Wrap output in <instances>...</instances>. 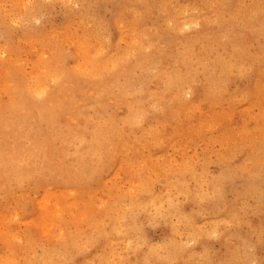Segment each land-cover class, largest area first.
I'll return each mask as SVG.
<instances>
[{
    "label": "rangeland",
    "instance_id": "374dc122",
    "mask_svg": "<svg viewBox=\"0 0 264 264\" xmlns=\"http://www.w3.org/2000/svg\"><path fill=\"white\" fill-rule=\"evenodd\" d=\"M0 115V264H264V0H0Z\"/></svg>",
    "mask_w": 264,
    "mask_h": 264
},
{
    "label": "bare ground",
    "instance_id": "6f19581e",
    "mask_svg": "<svg viewBox=\"0 0 264 264\" xmlns=\"http://www.w3.org/2000/svg\"><path fill=\"white\" fill-rule=\"evenodd\" d=\"M143 13H144V12H143ZM180 18H181V17H180ZM183 18H184V17H183ZM184 21H185V20H184ZM188 21H189V20H188ZM251 28H252V27H251ZM201 31H202V30H201ZM185 33H186V32H185ZM198 33H199V32H198ZM216 37H217V36H216ZM150 39H151V38H150ZM153 39H154V37H153ZM43 41H44V40H43ZM251 43H252V42H251ZM195 44H196V43H195ZM135 47H136V46H135ZM219 49H220V48H219ZM76 51H77V50H76ZM194 51H195V50H194ZM78 52H79V51H78ZM196 53H197V52H196ZM201 53H202V52H201ZM199 54H200V53H199ZM210 54H212V52H211ZM82 56H83V54H82ZM223 56H224V55H223ZM195 57H196V56H195ZM59 59H60V58H59ZM77 61H78V60H77ZM119 65H120V64H119ZM119 65H118V66H119ZM122 65H123V64H122ZM168 65H169V64H168ZM118 66H117V67H118ZM146 66H147V65H146ZM219 66H220V65H219ZM180 67H181V66H180ZM221 68H222V67H221ZM76 70H77V69H76ZM162 70H163V69H162ZM58 71H59V69H58ZM180 71H181V70H180ZM122 72H123V69H122ZM141 72H142V71H141ZM169 72H170V71H169ZM53 73H54V72H53ZM73 73H74V72H73ZM128 74H129V73H128ZM39 75H40V74H39ZM240 75H241V74H240ZM161 76H162V75H161ZM180 76H181V75H180ZM188 76H189V75H188ZM188 76H187V77H188ZM190 76L192 77V75H190ZM190 76H189V77H190ZM72 77H73V76H72ZM174 77H175V76H174ZM232 77H233V76H232ZM234 77H235V76H234ZM248 77H249V76H248ZM34 78H35V77H34ZM171 78H172V76H171ZM40 79H41V78H40ZM53 79H54V78H53ZM63 79H64V78H63ZM74 79H75V78H74ZM248 79H249V78H248ZM41 80H42V79H41ZM84 80H85V79H84ZM176 80H177V78H176ZM188 80H189V79H188ZM191 80H192V79H191ZM191 80H190V81H191ZM200 80H201V79H200ZM229 80H230V79H229ZM14 81H15V80H14ZM38 81H39V80H38ZM38 81L36 82V80H35V81L31 82V83H35V82H36V83L34 84V87H31V85L27 84V85H25V86H26L25 88L27 89V91L29 92V94H30L32 97H35V96L38 95V96H41V97H42V98H40L41 100H44V95H46V94H45V92H46V88H44L43 85H41V84L39 83L40 81H39V82H38ZM65 81H66V80H65ZM74 81H75V80H74ZM172 81H173V80H172ZM177 81H178V80H177ZM182 81H183V79H182ZM193 81H194V80H193ZM203 81H204V80H203ZM232 81H233V80H232ZM249 81H250V80H249ZM58 82H59V81H58ZM58 82H57V83H58ZM126 82H127V80H126ZM168 82H169V81H168ZM230 82H231V81H230ZM243 82H244V81H243ZM145 83H146V82H145ZM189 83H190V82H189ZM200 83H201V82H200ZM123 84H124V83H123ZM161 84H162V83H161ZM58 85H59V84H58ZM111 85H112V84H111ZM172 85H173V84H172ZM65 86H66V85H65ZM167 86H168V85H167ZM193 86H194V85H193ZM207 86H208V85H207ZM66 87H67V86H66ZM68 87H69V86H68ZM72 87H73V86H72ZM168 87H169V86H168ZM205 87H206V86H205ZM208 87H209V86H208ZM30 88H31V89H30ZM64 88H65V87H64ZM170 88H171V85H170ZM124 89H125V88H124ZM165 89H167V88H165ZM185 90H186V89H185ZM154 91H155V90H154ZM154 91H152V92L146 91L147 93L145 94V96L148 97L149 99H151L152 101H154V102L156 103V101H157L156 98L158 97V91H155V92H154ZM173 91H174V90H173ZM203 91H204V90H203ZM123 93H124V91H123ZM123 95H124V94H123ZM95 96H96V95H95ZM97 97H98V96H97ZM135 97H136V96H135ZM146 97H145V98H146ZM38 98H39V97H38ZM139 99H142V98H139ZM143 99H144V98H143ZM159 99H160V97H159ZM135 101H136V100H135ZM135 101H134V103H135ZM137 101H138V100H137ZM147 101H148V100H147ZM188 101H189V100H188ZM128 102H129V101H128ZM40 103H42V102H40ZM96 103H97V102H96ZM130 103H131V102H130ZM152 103H153V102H152ZM135 104H136V103H135ZM15 105H16V104H15ZM17 105H18V104H17ZM38 105H39V103H38ZM42 105H43V104H41V106H42ZM174 105H175V104H174ZM19 106H20V105H19ZM41 106H40V107H41ZM131 106H132V105H131ZM131 106H130V107H131ZM154 107H155V106H154ZM34 108H35V107H34ZM34 108H33V109H34ZM41 108H43V107H41ZM46 108H48V107H46ZM132 108H133V107H132ZM157 108H158V107H157ZM195 108H196V107H195ZM19 109H20V108H19ZM138 109H139V108H138ZM138 109H137V110H138ZM146 109H147V108H146ZM7 110H8V109H7ZM9 110H10V109H9ZM44 110H45V109H44ZM46 110H47V109H46ZM244 110H245V109H244ZM12 111H13V110H12ZM33 111H34V110H33ZM42 112H43V111H42ZM9 113H10V112H9ZM35 113H36V112H35ZM133 113H134V108H133V109L130 108L128 114H129V115H132ZM4 114H5V113H4ZM53 114H54V113H53ZM158 114H159V113H158ZM16 115H17V114H16ZM44 115H45V114H44ZM0 116H1V115H0ZM10 116H11V115H10ZM41 116H43V115H41ZM45 116H46V115H45ZM51 117H52V116H51ZM131 117H132V116H131ZM40 118H41V117H40ZM98 118H99V117H98ZM98 118H97V120H98ZM129 118H130V117L128 116V119H129ZM132 118H133V117H132ZM132 118H131V119H132ZM13 119H14V116H13ZM44 119H46V118H44ZM99 119H100V118H99ZM128 119H127V120H128ZM25 120H26V119H25ZM25 120H24V121H25ZM46 120L48 121V119H46ZM49 120H50V119H49ZM129 120H130V119H129ZM95 121H96V120H95ZM125 121H126V120H125ZM139 121H140V120H139ZM245 121H246V120H245ZM49 122H50V121H49ZM91 122H92V120H91ZM99 122H100V121H99ZM11 123H12V122H11ZM27 123H28V122H27ZM96 123H97V122H96ZM18 124H19V123H18ZM47 124H48V123H47ZM55 124H56V123H55ZM1 125H2V123H1ZM1 125H0V128H2ZM27 125H28V124H27ZM93 125L95 126L94 123H93ZM5 126H6V125H5ZM10 126H11V125H10ZM13 126H14V125H13ZM13 126H11V127H13ZM16 126H17V125H16ZM99 126H100V125H99ZM110 126H113V125H110ZM185 126H186V125H185ZM95 127H96V126H95ZM113 127H114V126H113ZM130 127H131V126H130ZM146 127H147V126H146ZM13 128H14V127H13ZM15 128H16V127H15ZM15 128H14V129H15ZM82 128H83V127H82ZM100 128L103 129L101 126H100ZM109 128H111V127H109ZM109 128H107V130H108ZM114 128H115V127H114ZM150 128H151V127H150ZM8 129H9V128H8ZM97 129H98V127H97ZM170 129H171V128H170ZM1 130H2V129H1ZM24 130H25V129H24ZM105 130H106V128H105ZM129 130H130V129H129ZM2 131H3V130H2ZM18 131H19V130H18ZM93 131H95V128H94V127H93ZM93 131H92V133H93ZM102 131H103V130H102ZM102 131H100V129H98V133H96V134H99V132L102 133ZM110 131H111V129H110ZM110 131H109V132H110ZM117 131H118V130L116 129L115 132H117ZM191 131H192V130H191ZM95 132H97V131H95ZM95 132H94V133H95ZM5 133H6V132H5ZM22 133H23V132H22ZM36 133H37V132H36ZM104 133H105V131H104ZM104 133H103V134H104ZM110 133H111V132H110ZM37 134H38V133H37ZM57 134H58V132H57ZM103 134H101V136H102ZM113 134H114V133H112V135H113ZM195 134H196V133H195ZM3 135H4V134H3ZM5 135H7V134H5ZM14 135H15V134H14ZM23 135H24V134H23ZM75 135H76V134H75ZM81 135H82V133H81ZM11 136H12V135H11ZM35 136H36V135H35ZM35 136H34V138H35ZM50 136H51V135H50ZM97 136L101 138L100 135H96V137H97ZM12 137H13V136H12ZM14 137H15V136H14ZM25 137H26V135H25ZM94 137H95V135L92 134V136H91V138H90L89 140L92 141ZM98 137H97V138H98ZM104 137H105V135H104ZM104 137H103V139H104ZM18 138H19V137H18ZM72 138H73V137H72ZM121 138H122V137H121ZM31 139H32V138H31ZM94 139H95V138H94ZM98 139H99V138H98ZM28 140H29V138H28ZM36 140H37V139L35 138L34 141H36ZM80 140H82V139H80ZM95 140H96V139H95ZM117 140H118V139H117ZM19 141H20V140H19ZM22 141H23V140H22ZM38 141H39V140H38ZM38 141H37V144H38ZM43 141H44V140H43ZM43 141H42V142H43ZM96 141H97V140H96ZM163 141H164V140H163ZM11 142L13 143V141L9 140V145L11 144ZM16 142H17V141H16ZM30 142H31V141H30ZM94 142H95V141H94ZM99 142H100V141H99ZM120 142H121V141H120ZM25 143H27V142H25ZM39 143L41 144V141H40ZM84 143H85V142H84ZM89 143L91 144V142H89ZM5 144H7V143H5ZM5 144L2 145V146H5ZM31 144H32V143H31ZM42 144H43V143H42ZM82 144H83V143H82ZM99 144H100V143H98V144H97V143L94 144V147H95L94 149L98 148V147L100 146ZM107 144H108V143H107ZM120 144H122V143H120ZM9 145H8V146H9ZM13 145H14V144H13ZM34 145H35V143H34ZM104 145H105V144H104ZM104 145H101V146L103 147ZM25 146H27V145H25ZM28 146H29V143H28ZM49 146H50V145H49ZM123 146H124V145H123ZM9 147H10V146H9ZM19 147H20V149H21V146H19ZM19 147H17V148L19 149ZM22 147H24V145H23ZM36 147H38V145H36ZM43 147H44V146H43ZM79 147H80V146H79ZM89 147H92V145H89ZM102 147H101V148H102ZM104 147H105V146H104ZM121 147H122V145H121ZM171 147H172V146H171ZM0 148H1V145H0ZM11 148H12V147H11ZM28 148H32V147H28ZM85 148H86V147H85ZM20 149H19V150H20ZM37 149H38V148H37ZM44 149H45V148H44ZM44 149H43V150H44ZM88 149H89V148H88ZM88 149H87V150H88ZM92 149H93V148H92ZM121 149H123V148H121ZM2 150H3V148H2ZM19 150H18V152H19ZM26 150H29V149H27V147H26V148L24 149V151H26ZM32 150H33V148H32ZM35 150H36V149H35ZM38 150H39V149H38ZM38 150H37V151H38ZM41 150H42V147H41ZM43 150H42V151H43ZM84 150H85V149H84ZM84 150H81V151H82V152H85L86 150H85V151H84ZM90 150H91V149H90ZM106 150H107V149H106ZM118 150H119V148H118ZM3 151H4V150H3ZM3 151H0V152H3ZM12 151L14 152L15 149L13 148V149L11 150V152H12ZM16 151H17V150H16ZM16 151H15V152H16ZM37 151H36V153H37ZM92 151H93V150H92ZM102 151H103V149H102ZM122 151H123V150H122ZM122 151H121V152H122ZM39 152H40V151H39ZM119 152H120V151H119ZM119 152H118V153H119ZM7 153H9V152H7ZM25 153H26V152H25ZM25 153H24V154L21 153L19 156L22 157L23 155H25ZM30 153H31V152H30ZM36 153H35V154H36ZM80 153H81V152H80ZM105 153H106V152H104V154H105ZM127 153H128V152H127ZM1 154H2V153H1ZM27 154H28V152H27ZM68 154H69V153H68ZM77 154H78V153H77ZM100 154H101V153H100ZM252 154H253V153H252ZM29 155H30V154H29ZM32 155H33V153H32ZM39 155H40V154H39ZM88 155H89V154H88ZM88 155H87V156H88ZM1 156H2V155H1ZM11 156H12V155H11ZM16 156H17V155H16ZM37 156H38V155H37ZM44 156H45V155H44ZM76 156H77V155H76ZM85 156H86V155H85ZM105 156H106V155H105ZM5 157H6V156H5ZM8 157H10V156H8ZM12 157H13V156H12ZM17 157H18V156H17ZM21 157H19V158L21 159ZM23 157H24V156H23ZM33 157H34V158H37L36 156H33ZM40 157H41V155H40ZM65 157H66V156H65ZM82 157H83V156H82ZM82 157H81V159H82ZM88 157H89V156H88ZM90 157H91V156H90ZM170 157H171V156H170ZM2 158H3V157H2ZM2 158H1V159H2ZM15 158H16V157H15ZM19 158H18V159H19ZM24 158H25V157H24ZM26 158H28V157H26ZM26 158H25L24 160H26ZM34 158L31 157V159H33V160H34ZM9 159H10V158H9ZM9 159H7V161H8ZM31 159H30V160H31ZM37 159H38V158H37ZM48 159H49V158H48ZM48 159H47V160H48ZM56 159H58V158H56ZM113 159H114V158H113ZM15 160H17V159H15ZM33 160H32V161H33ZM39 160H40V159H39ZM60 160H61V159H60ZM60 160H59V161H60ZM83 160H84V159H83ZM88 160H89V159H88ZM92 160H93V159H92ZM247 160H248V159H247ZM12 161L14 162L13 159H12ZM19 161H20V160H19ZM50 161H52V160H50ZM79 161H80V160H79ZM79 161H77V162H79ZM252 161H253V160H252ZM255 161H256V160H255ZM257 161H258V160H257ZM2 162L4 163V160H2ZM2 162H1V163H2ZM10 162H11V161H10ZM13 162H12V163H13ZM70 162H71V160L69 161V163H70ZM77 162H76V163H77ZM48 163H49V162H48ZM81 163H82V162H81ZM83 163H84V162H83ZM86 163L88 164L89 162H86ZM106 163H107V162H106ZM124 163H125V162H124ZM124 163H123V164H124ZM169 163H170V162H169ZM5 164H6V163H4V164L2 165V167L5 166ZM16 164H17V163H16ZM16 164H15V165H16ZM25 164H27V162H26ZM25 164H24V165H25ZM31 164H33V162H32ZM31 164H30V165H31ZM38 164H39V163H38ZM70 164H71V163H70ZM18 165H19V164H18ZM42 165H43V164H42ZM67 165H68V164H67ZM76 165H77V164H76ZM80 165H81V164H80ZM84 165H85V164H84ZM0 166H1V165H0ZM8 166H9V164H8ZM28 166H29V164H28ZM28 166H27V167H28ZM72 166H73V165H72ZM77 166H78V165H77ZM15 167H16V166H15ZM21 167H22V166H21ZM21 167H20V168H21ZM27 167H26V168H27ZM36 167H37V166H36ZM39 167H40V166H39ZM42 167H43V166H42ZM78 167H79V166H78ZM237 167H238V166H237ZM260 167H261V165H260ZM262 167H264V166H262ZM8 168H9V167H8ZM17 168H18V167H17ZM24 168H25V167H24ZM29 168H30V167H29ZM105 168H106V167H105ZM203 168H204V166H203ZM257 168H258V167H257ZM11 169H13V166H12ZM43 169H44V168H43ZM83 169H84V168H83ZM103 169H104V168H103ZM2 170H3V169H2ZM15 170H16V169H15ZM52 170H53V168H52ZM60 170H61V169H60ZM248 170H249V169H248ZM254 170H255V169H254ZM3 171H4V170H3ZM17 171H19V168L17 169ZM23 171L26 172L27 170H23ZM42 171H43V170H42ZM42 171H41V172H42ZM44 171H45V170H44ZM46 171H47V170H46ZM87 171H88V170H87ZM87 171H86V172H87ZM138 171H139V170H138ZM197 171H198V170H197ZM250 171H251V170H250ZM11 172H12V171H11ZM19 172H20V171H19ZM55 172H56V171H55ZM86 172H84V173H86ZM103 172H104V171H103ZM7 173H8V172H7ZM38 173H39V172H38ZM87 173H88V172H87ZM235 173H236V172H235ZM17 174H19V173H17ZM24 174H25V173H24ZM50 174H51V173H50ZM56 174H57V173H56ZM59 174H61V173H59ZM64 174H65V173H64ZM6 175H7V174H6ZM14 175H15V174H14ZM26 175H27V173H26ZM33 175H34V174H33ZM52 175H53V174H52ZM70 175H71V174H70ZM245 175H246V173H245ZM9 176H11V174H10ZM20 176L22 177V175H20ZM29 176H30V175H29ZM37 176H38V175H37ZM50 176H51V175H50ZM71 176H72V175H71ZM83 176H84V175H83ZM7 177H8V176H7ZM13 177H14V176H13ZM16 177H17V176H16ZM24 177H25V176H24ZM60 177H61V176H60ZM128 177H129V176H128ZM193 177H194V176H193ZM0 178H1V177H0ZM31 178H32V177H31ZM41 178H42V177H41ZM41 178H40V179H41ZM74 179H75V178H74ZM77 179H79V178H77ZM140 179H141V178H140ZM8 180H9V178H8ZM27 180H28V179H27ZM79 180H80V179H79ZM13 181H14V180H13ZM35 181H36V180H35ZM51 181H52V180H51ZM156 181H157V180H156ZM158 181H159V180H158ZM26 182H27V181H26ZM39 182H40V181H39ZM48 182H49V181H48ZM78 182H79V181H78ZM86 182H87V181H86ZM63 183H64V182H62V184H63ZM40 184H41V183H40ZM40 184H39V185H40ZM49 184H50V183H49ZM56 184H61V183H56ZM68 184H69V183H68ZM102 184H103V183H102ZM53 185H54V184H53ZM63 185H64V184H63ZM44 187H45V186H44ZM61 187H62V186H61ZM80 187H81V186H80ZM80 187H79V188H80ZM132 187H133V186H132ZM9 188H10V187H9ZM40 188H41V186H40ZM74 188H75V187H74ZM82 188H83V187H82ZM37 189H38V188H37ZM11 190H12V189H11ZM5 191H6V190H5ZM37 191H38V190H37ZM8 192H9V191H8ZM11 192H12V191H11ZM65 192H66V191H65ZM97 192H98V191H97ZM179 192H180V191H179ZM238 192H239V191H238ZM24 193H25V192H24ZM81 193H82V192H81ZM10 194H12V193H10ZM16 194H17V193H16ZM76 194H77V193H76ZM180 194H182V193H180ZM117 195H118V194H117ZM189 195H190V194H189ZM128 196H129V195H128ZM3 197H4V196H3ZM223 197H224V196H223ZM11 198H12V197H11ZM13 198H14V197H13ZM81 198H82V197H81ZM92 199H93V198H92ZM176 199H177V198H176ZM240 199H241V198H240ZM127 200H128V199H127ZM31 204H32V203H31ZM138 204H139V203H138ZM111 205H112V204H111ZM141 205H142V204H141ZM227 205H229V204H227ZM235 205H236V204H235ZM1 206H2V205H1ZM49 206H50V205H49ZM65 206H66V205H65ZM157 207H158V206H157ZM239 207H240V206H239ZM52 208H53V207H52ZM97 208H98V207H97ZM170 208H171V207H170ZM218 208H219V207H218ZM36 209H37V208H36ZM45 209H46V208H45ZM117 209H118V208H117ZM115 210H116V209H115ZM49 211H51V210H49ZM161 211H162V210H161ZM227 211H228V210H227ZM28 212H29V211H28ZM36 212H37V211H36ZM5 214H6V213H5ZM29 214H31V213H29ZM65 214H66V213H65ZM146 214H147V213H146ZM150 214H151V213H150ZM3 215H4V214H3ZM3 215H2V216H3ZM128 215H129V214H128ZM93 216H94V214H93ZM90 217H91V216H90ZM151 217H152V216H151ZM177 217H178V216H177ZM180 218H181V217H180ZM63 219H64V218H63ZM90 219H91V218H90ZM36 220H37V219H36ZM40 220H41V219H40ZM68 220H69V219H68ZM91 220H92V219H91ZM95 220H96V219H95ZM120 220H121V219H120ZM38 221H39V220H38ZM58 221H59V220H58ZM62 221H63V220H62ZM62 221H61V222H62ZM171 221H172V220H171ZM241 221H242V220H241ZM2 222H3V221H2ZM59 222H60V221H59ZM77 222H78V221H77ZM120 222H121V221H120ZM134 222H135V221H134ZM113 223H114V222H113ZM2 224H3V223H2ZM38 224H39V223H38ZM63 224H64V222H63ZM75 224H76V223H75ZM75 224H74V225H75ZM120 224H122V223H120ZM128 224H129V223H128ZM3 226H4V225H3ZM59 226H60V225H59ZM109 226H110V225H109ZM79 227H80V226H79ZM169 227H170V226H169ZM8 228H9V227H8ZM105 228H106V227H105ZM123 229H124V228H123ZM107 230H108V229H107ZM12 231H13V229H12ZM4 232H5V231H4ZM43 232H44V231H43ZM139 233H140V232H139ZM6 234H8V233H6ZM98 235H99V234H98ZM17 237H18V236H17ZM61 237H62V236H61ZM107 237H108V236H107ZM129 237H130V236H129ZM125 238H126V237H125ZM33 239H34V238H33ZM37 239H38V238H37ZM61 239H62V238H61ZM103 239H104V238H103ZM226 240H227V239H226ZM9 241H11V240H9ZM32 241H33V240H32ZM109 241H110V240H109ZM73 242H74V241H73ZM118 242H119V241H118ZM122 242H123V241H122ZM7 243H8V242H7ZM13 243H14V242H13ZM102 243H103V242H102ZM124 243H125V242H124ZM131 245H132V244H131ZM189 245H190V244H189ZM8 246H9V245H8ZM125 247H127V246H125ZM58 248H59V247H58ZM71 248H72V247H71ZM44 249H45V248H44ZM52 249H53V248H52ZM8 250H9V249H8ZM62 250H63V249H62ZM86 250H87V249H86ZM118 250H119V249H118ZM43 251H44V250H43ZM43 251H42V252H43ZM107 251H108V250H107ZM45 252H46V251H45ZM67 252H68V251H67ZM131 252H132V251H131ZM35 253H36V252H35ZM66 254H67V253H66ZM262 254H264V253H262ZM1 255H2V254H1ZM46 255H47V254H46ZM65 256H66V255H65ZM142 256H143V255H142ZM33 257H34V256H33ZM44 257H45V256H44ZM46 257H47V256H46ZM46 257H45V258H46ZM105 258H106V257H105ZM107 258H108V257H107ZM30 261H31V260H30ZM33 262H34V261H33ZM147 262H148V261H147ZM37 263H38V261H37ZM101 263H102V262H101ZM132 263H133V261H132ZM91 264H92V263H91ZM98 264H100V263L98 262ZM122 264H123V263H122ZM148 264H149V263H148ZM152 264H153V263H152Z\"/></svg>",
    "mask_w": 264,
    "mask_h": 264
},
{
    "label": "clouds",
    "instance_id": "9594fccd",
    "mask_svg": "<svg viewBox=\"0 0 264 264\" xmlns=\"http://www.w3.org/2000/svg\"><path fill=\"white\" fill-rule=\"evenodd\" d=\"M42 5H56L69 9L74 14L82 13L86 10L88 0H40ZM39 23V21H36Z\"/></svg>",
    "mask_w": 264,
    "mask_h": 264
}]
</instances>
